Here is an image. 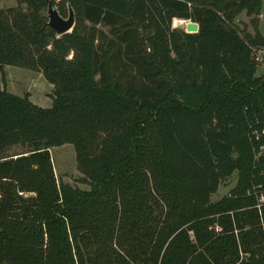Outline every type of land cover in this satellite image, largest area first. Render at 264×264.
<instances>
[{"label":"trees","instance_id":"16d2710c","mask_svg":"<svg viewBox=\"0 0 264 264\" xmlns=\"http://www.w3.org/2000/svg\"><path fill=\"white\" fill-rule=\"evenodd\" d=\"M15 2L1 80L32 71L52 96L0 86V264H264V136L249 139L264 129L263 0ZM49 3L72 9L70 32L46 26ZM64 145L88 190L57 182L48 149Z\"/></svg>","mask_w":264,"mask_h":264},{"label":"rangeland","instance_id":"374dc122","mask_svg":"<svg viewBox=\"0 0 264 264\" xmlns=\"http://www.w3.org/2000/svg\"><path fill=\"white\" fill-rule=\"evenodd\" d=\"M15 5V0H0V9L14 7ZM261 14L264 15V10L261 12ZM175 22L176 21L172 23L173 28L184 30L186 22H184L182 25H177ZM248 22L249 20L245 17V14H241L236 20V23H238L240 29L246 27V30L249 33H252V29ZM255 58H258V60H255L257 64L256 76L258 77L264 73V48L255 51ZM0 86L13 95L23 96L27 94L32 103H36L42 108H49L51 105L52 88H50L48 83L45 82L43 78L35 72L13 67H5L3 81L1 80L0 74ZM25 151L26 149H22L21 147H13L6 151L4 156H13L21 154ZM48 152L53 165L54 176L58 183L76 186L81 190H88V187L78 183V180L81 179V175L76 169L75 152L71 145L50 148L48 149ZM236 179L237 175L234 173L232 176L224 180L220 184L217 192L211 197V201H218L220 198L226 195L229 190L234 187Z\"/></svg>","mask_w":264,"mask_h":264},{"label":"water","instance_id":"95a60500","mask_svg":"<svg viewBox=\"0 0 264 264\" xmlns=\"http://www.w3.org/2000/svg\"><path fill=\"white\" fill-rule=\"evenodd\" d=\"M47 23L46 26L51 29L57 37L70 32L74 26V13L71 8L68 9L67 18H62L51 3L47 6ZM198 31V25L193 22H186L184 32L194 34Z\"/></svg>","mask_w":264,"mask_h":264},{"label":"built area","instance_id":"2783aa9c","mask_svg":"<svg viewBox=\"0 0 264 264\" xmlns=\"http://www.w3.org/2000/svg\"><path fill=\"white\" fill-rule=\"evenodd\" d=\"M255 60H258V58H255ZM261 136H264V129H261V131L252 130L250 132L249 139L250 141H252V139H254L255 141H259ZM262 153H264V144L259 146V151L255 155V160H258V158L260 157ZM259 201L262 202L263 198L260 197Z\"/></svg>","mask_w":264,"mask_h":264},{"label":"crops","instance_id":"0c3cea01","mask_svg":"<svg viewBox=\"0 0 264 264\" xmlns=\"http://www.w3.org/2000/svg\"><path fill=\"white\" fill-rule=\"evenodd\" d=\"M263 10H264V0H263V4H262V11H263ZM259 20H260V23H259V32H260L261 35L264 37V33H263L264 15H263V14H261ZM6 68H8V67H6ZM37 74H38V73H37ZM38 75L41 76L40 74H38ZM41 77H42V76H41ZM48 86H49L50 88H52L51 85L48 84ZM29 99H30V98H29ZM30 101H31V100H30ZM31 102H32V101H31ZM33 104H35V105L38 106V104H36V103H33Z\"/></svg>","mask_w":264,"mask_h":264},{"label":"bare ground","instance_id":"6f19581e","mask_svg":"<svg viewBox=\"0 0 264 264\" xmlns=\"http://www.w3.org/2000/svg\"><path fill=\"white\" fill-rule=\"evenodd\" d=\"M174 21H176L175 23H177V25L178 24H181L182 25L184 23V21H177V20H174Z\"/></svg>","mask_w":264,"mask_h":264}]
</instances>
